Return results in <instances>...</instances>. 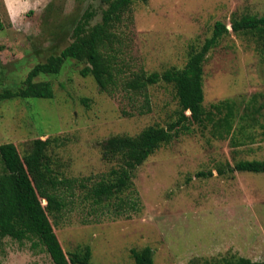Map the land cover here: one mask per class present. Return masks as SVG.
<instances>
[{
  "label": "rangeland",
  "instance_id": "obj_1",
  "mask_svg": "<svg viewBox=\"0 0 264 264\" xmlns=\"http://www.w3.org/2000/svg\"><path fill=\"white\" fill-rule=\"evenodd\" d=\"M89 5L96 10L95 23L104 7L99 0H0V92L22 87L36 63L68 45ZM244 13L263 14L264 0L134 2L119 28L123 76L182 67L215 21ZM83 66L67 58L59 73L35 77L52 84L50 99L0 101V144L14 143L23 156L35 138H57L59 144L48 149L53 167L80 181L65 191L64 211L50 217L63 250L89 245L91 264H135L130 249L144 246L152 248L154 264L264 262V173L228 168L239 159L264 158V121L255 110L264 107V60L253 43L229 33L203 66L204 106L222 99L239 106L231 129L195 124L162 145L134 170L138 199L122 209H116L117 200L97 205L87 195L112 166L102 158L101 144L113 135L167 125L175 118L177 98L172 86L151 85L147 111L142 96L101 91L91 75L80 74ZM35 242L4 237L0 264H53Z\"/></svg>",
  "mask_w": 264,
  "mask_h": 264
},
{
  "label": "trees",
  "instance_id": "obj_2",
  "mask_svg": "<svg viewBox=\"0 0 264 264\" xmlns=\"http://www.w3.org/2000/svg\"><path fill=\"white\" fill-rule=\"evenodd\" d=\"M147 0H99L104 7L100 19L92 23L96 10L89 5L75 23L71 41L59 53L51 54L36 63L27 73L23 86L0 92V101L13 98H52L53 86L49 81H35L40 74H57L67 58L84 63L82 76L91 75L101 91L109 94L122 90L131 96H142L149 110L148 87L160 82L172 86L178 102L174 120L167 125H149L135 135L117 134L101 144L102 158L112 163L111 168L87 190L94 204H109L117 200L116 209L134 207V170L162 145L190 131L195 125L211 124L230 130L239 106L234 99H222L210 104L204 102L203 66L208 53L216 48L229 33L243 35L264 60V13L232 15L229 22L217 20L211 33L200 47L192 50L182 67L171 66L162 71H131L123 76L117 58L120 44L119 28L129 19L131 5ZM4 24L0 19V30ZM264 107L255 108L264 121ZM215 114L220 118L215 121ZM256 120L255 118H252ZM252 120V121H253ZM264 125V124H263ZM213 127V128H214ZM264 127V126H263ZM57 138H35L25 155L21 156L12 142L0 144V242L6 236L15 240H34L43 246L53 264H91V248L83 245L71 252L63 250L50 217L61 214L67 202L64 194L80 182L57 171L48 153ZM230 171L264 173L263 159H239L228 164ZM219 168L217 174H222ZM211 171L199 175H211ZM83 187L85 184L80 183ZM133 194V198H132ZM35 242V243H36ZM135 264H154L153 250L149 246L131 248ZM227 264H264L248 259L228 261Z\"/></svg>",
  "mask_w": 264,
  "mask_h": 264
}]
</instances>
